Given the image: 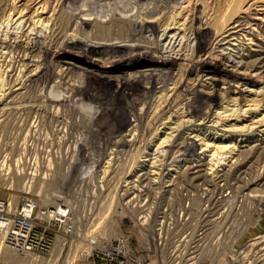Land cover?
Segmentation results:
<instances>
[{
    "label": "bare ground",
    "instance_id": "obj_1",
    "mask_svg": "<svg viewBox=\"0 0 264 264\" xmlns=\"http://www.w3.org/2000/svg\"><path fill=\"white\" fill-rule=\"evenodd\" d=\"M65 1H1L7 25L9 22H17L22 29L19 35L12 37L13 39L7 41L4 46L8 48L9 54L5 53L2 67L6 69L5 73L7 71L8 81L0 87V105L6 106L2 107V109L4 108L2 111L0 108V116L15 114L19 119V122L17 121L18 123L13 125H17L19 133L22 134L18 133L20 137L15 136V141L44 142L49 145H75L78 143L84 146L88 143H114L152 146L160 139L161 132L171 129L170 134L161 139L159 144L169 146L172 151L174 150V153H177V157L174 155L176 159L183 155L175 161L178 162L177 168L172 169L175 171L166 173L169 176L168 179H164L167 188H173L185 179L189 181V178L194 179L193 182L195 180L198 182L199 179L227 182L230 178H245L246 180V177L250 179V176L256 179L263 176L264 173L261 172L262 174L259 175L253 171V165L260 164V162H263L261 167L264 168V159H262L264 157V138L262 137L259 138L260 141L252 145L253 147L243 145L244 147L237 148L236 145H227V149L219 150L223 151L222 153H227L220 157L221 161L220 159L215 161L217 164L220 163V166L217 167L216 165L210 167L209 165L214 162L204 158L205 152L197 151L198 145L203 143L209 145L205 140L210 136L192 133L200 130L201 126H204L208 121L214 120L210 123L213 129L220 127L227 131L234 128L225 127L228 122L221 120L224 117L221 114L218 119L209 120L210 113L205 112V115L200 116L198 123L196 119L188 116L189 113L194 115L187 109V105H194V99L198 98L197 94L195 95L197 90L208 94L215 92L212 89V91H205L203 88V90L197 88L198 82L196 81L201 77L198 72H196L198 76L191 77V80L185 78V74L191 76L196 69L200 68L202 58L198 48H207V42L212 44L216 40L234 44L238 48V58L242 65L264 68V0L247 1L246 7L241 8L240 6L241 9L231 13L228 12V10L230 11L228 7L221 18L213 20L207 12L197 13L199 8L192 7L194 0H181L176 6L174 5L175 10H172L170 14L162 13V8L157 0L153 3L140 1L136 11L134 13L131 11L129 14L130 3L124 0H114L109 9L111 13L103 9L96 10L98 6L93 5L97 4L94 0L84 3L88 6L87 9L77 6L79 0H69L68 7H65ZM95 10L97 11L95 12L96 16L92 19L91 16L83 19L79 15L80 13L94 15ZM119 10L127 11V14L123 15L122 13L121 15L117 12ZM106 13L108 17L99 18L98 15ZM156 13L158 14L157 18L152 19L151 16ZM193 20L196 24H192ZM36 28L42 32L37 34L34 41L29 42L27 39L31 37L30 32L33 34L32 31ZM160 29L163 32L162 36L165 35L169 38L167 46L162 43L161 37L157 36ZM69 30L72 31L70 32L72 35L67 40L64 39L63 42L62 39ZM181 34H183L182 39L185 40L184 44L192 35L196 37L197 44L192 48L191 54L182 59L180 72H177V76L173 74V70L178 64V59L171 55H165V53L176 50V43ZM213 34L214 38L210 41L208 36ZM183 49L184 46L179 51ZM12 51L13 53H11ZM151 52L157 53L156 57L149 56ZM97 55H106V57L104 60H99L102 57L98 58ZM9 56L13 57L12 60L9 58L10 61L7 58ZM91 57L96 59L91 61ZM154 60H160L163 65L169 64L170 66L168 65V69H160L158 72H156L155 66L151 67L150 71H142L138 68L156 62ZM100 61H103L102 64ZM172 77L176 78V81L164 92L163 89ZM50 79L55 82L50 89L52 96L47 95ZM64 87L68 88V95H62L59 92L61 89H58ZM159 91H161L160 96L157 94ZM183 92L188 96L185 94L182 96ZM190 93H192V97ZM161 96L160 101L158 97ZM158 100L159 104H155ZM50 101L56 102V104H50ZM224 102L226 105L223 101L219 102L220 106L222 105L224 108L223 111L230 110L231 112V109L234 108L229 107L231 100ZM164 113L168 115L163 116ZM231 114L233 113L231 112ZM10 117H8L7 123ZM249 119L251 122L249 126L247 125L248 128L243 131V135L264 125V115L259 118L252 116ZM129 125L130 127H128ZM125 128H128L129 132L120 133ZM260 129L258 130L260 131ZM261 130L264 134V128ZM44 132L52 134H50L51 136H42V134L38 137L34 136ZM92 132L100 133V135L94 134L93 136ZM112 133H115L116 136L109 137V134ZM252 134L249 135L252 136ZM226 138L227 135L225 137L223 135L215 136V134L212 136L214 140ZM223 146L217 147H226V145ZM144 153L146 157L140 159L133 169V171L136 170L133 173L134 176L136 175V178L133 179V201L139 199L145 190L144 195L148 196L150 191L157 189V187L149 185L148 189H144L142 188L145 184L143 182L149 183L148 180H152L151 175L154 174L152 167L161 168L160 165L163 164L160 163L157 166L153 164L155 161H151L156 152L145 151ZM173 154L171 159H173ZM228 154L233 155H231V159ZM252 157H254V164L252 162L249 164L248 160H251ZM227 159L230 160L225 162ZM154 177L153 179H155ZM129 182H132V179ZM252 185L251 188L249 186L244 188L249 189V195L261 196L264 194V178L262 182L256 180V183H252ZM3 245L4 242L0 246ZM14 249H16L15 246Z\"/></svg>",
    "mask_w": 264,
    "mask_h": 264
},
{
    "label": "rangeland",
    "instance_id": "obj_2",
    "mask_svg": "<svg viewBox=\"0 0 264 264\" xmlns=\"http://www.w3.org/2000/svg\"><path fill=\"white\" fill-rule=\"evenodd\" d=\"M1 1L4 2L5 0H0V2ZM88 1L90 0H79L77 6H80L82 9H87L88 6L84 3H87ZM94 1H96L97 4L93 5L98 6L96 10L103 9L111 13L109 9L114 0ZM124 1L130 3V11H128V14L131 11L133 13L136 11L140 1H148L152 3L155 2V0ZM157 1L162 8V13L166 12L167 14H170L172 10H175V8H173L174 5L176 6L178 2H181V0H171V2L170 0ZM247 1L251 2L253 0H194L192 7L195 6L193 7L195 9L199 8L197 10V13L199 14H202V11L207 12L213 20L215 18H221L225 12V9H227L228 7L230 9V11L228 10V12L230 13L234 10L236 11L238 9L246 7V5L248 4ZM2 2L0 3V41L2 40L0 42V87L2 84H5V82L8 81L7 71L5 73L4 70L6 69L2 67L5 53L9 54L8 48L4 46L7 41L12 40L14 36L19 35V33L22 32V29H20L21 27L17 24V22H9L8 25L7 20L5 22L6 15L4 13V9H2L1 6ZM68 4L69 0H66L65 7H68ZM96 10L94 11V15L92 13V15H88L86 13H80L79 15L83 17V19L90 18V16L92 19L96 16ZM117 12L121 15L122 13L123 15L127 14V11L119 10ZM98 16L102 19L108 17L107 13L105 15ZM157 16L158 14L156 13L155 15L151 16V18L155 19L157 18ZM194 23L196 24V22L193 20L192 24ZM35 30L32 31L34 32L33 34L29 31L31 36L27 39L29 42L34 41L37 34L39 32H42V30H39V28H36ZM70 32L72 31L69 30L67 34H65L62 39L63 42L72 35ZM162 33V29H160L157 36L161 37L162 43L167 46L169 43V38L165 37V35L162 36ZM182 36L183 34L179 35L178 37L176 50L171 53H165V55H171L178 59V64L174 67L173 70L174 75H177V72H180L179 68L181 66V62L183 61L182 59L188 57L191 54L192 48L197 44V39L194 35H192L185 44V40L182 39ZM213 38L214 34L208 36V39L210 41ZM208 43L209 42H207V48H198L200 50V57L202 58L201 63H204V66L202 67L201 64L200 68L196 69L195 72L191 74V76L190 74H185V78L191 80V77L195 78L198 76L196 74V72H198L201 77L200 80L196 81L198 82L197 88L200 90L205 89V91L213 90V92H215L213 94H208L203 91L200 92L199 90H197L195 95L197 94L198 98L194 99V105H187V109L190 110L194 115H191L189 113L188 116H190V118L193 117V119H196V122L198 123L200 121V116L202 117L203 115H205V112L210 113L209 120H216V118L218 119V116H220L221 114L224 116L223 118L221 117L222 121L226 120L228 123H231H227L225 127L234 128L227 131L222 130L220 127L213 129V127H211L210 125V123L214 121L213 120L208 121L204 126H201L200 130L192 133H199L201 136H210L207 137V140H205L208 141V146L203 143L201 145H198L196 148L199 152H205V159H207L208 161L211 159L212 162L215 163L217 159H220V157L226 155L227 152L222 153L223 151L219 150L227 149V145H236L235 147L237 148L244 147L243 145H247V147H249V145L252 146L256 142L260 141L259 138H264V134L261 130L262 128H264V125L258 127L253 132L247 134L244 133L243 135V131L248 128L251 122L249 119L250 117L255 116V118H259L264 115V68L242 65L238 58V48H236L232 43L230 44L224 40L220 42H217L216 40L215 43L212 44ZM204 45H206V43H204ZM183 46L184 49L179 51ZM11 53H13V51ZM156 54L157 53L155 52H151L149 53V56L156 57ZM49 57L51 58L52 55L50 54ZM96 57H102L99 60H104L106 55H97ZM7 58L8 60L9 58L10 60L13 59V57L11 56ZM91 58V61H94L96 59L94 57ZM8 60L7 62L10 61ZM154 61L156 62L148 63L139 66L138 68H140V70L142 71H150L151 67L155 66L157 68L155 69L156 72L160 71V69H168L167 66L169 64L163 65L162 61L160 60ZM102 62L100 61V64H102ZM53 81L54 80L52 79H50L49 81V88L47 90L48 96H52L50 89L52 87V84L55 83ZM175 81L176 78L172 77L171 79H169L166 85L167 88L165 87V89H163L164 92L168 90V87L173 86V82ZM67 89V87H64L59 88L58 90H60L59 92L62 95H68L69 93H67ZM157 94H159L160 96L161 91H159V93ZM184 94L188 96V94L184 92L182 96H185ZM190 96H193L192 93H190ZM158 98L161 101L162 96ZM159 100L155 104H159ZM230 100L231 102L229 104V107H234L233 110H235L233 111L231 109V112L233 114H231L230 110L223 111L224 108L219 104L220 101H223L224 105H226V102L224 101L229 102ZM49 103H52L54 105L56 104V102L52 101H50ZM0 106L1 111L4 110V108L2 109V107H6L4 105ZM5 115L0 116V119H2L0 122V198H3L5 200L6 198L11 199L13 209L12 211L8 212V216L10 218L16 216L14 211L17 212V210L15 208L22 207L20 205L21 201L24 199V197L27 196L38 201L40 209L38 210L35 208L30 212V216L26 218L31 222L33 229L31 231L30 237L26 238L28 239V241L24 245H22L23 247L14 249L15 245L12 243L10 244L7 241H4V245L0 246V264H120L118 261L112 259L111 257L113 255L115 258H118L119 261L122 259L121 256H117L116 254V247L117 245H119L116 237L119 233H123L130 238L129 248L131 249V257L129 259H127L126 257L124 258L128 264H145V262L149 264H163V253L157 244L155 232L153 230L155 224V214L157 213V211L156 209H154L152 216L148 218L149 215H147V210L145 209L147 204V196L146 194L144 195V193H146V190L142 194L143 197L141 196L139 197V199L133 201V179L136 178V175H133L136 170L133 171V169L135 168L137 163H139L140 159H144L146 157L144 155L145 151H149L152 153L156 152L151 161H155L153 164H156L157 166H159L160 163L163 164L162 166L160 165L161 168H151L152 170H154V174H152L153 176L151 175V183L149 180V183H147V181L143 182L146 185L142 184V188L148 189L149 186H155L157 187V189L158 187H165L166 180L164 181V179L169 178L168 174L166 173L169 171H175L172 170L175 169V167L177 168L178 162L175 161L183 155L182 154L178 156V158L176 159L177 153H174V150L172 151L169 146H162L159 144V141L161 139L170 134V132L172 131L171 129H167L166 132H161L160 139H158L156 143L152 144V146H146L144 144L133 146L128 144L114 143H88L84 144V146L79 145L78 143L75 145H49L44 142L33 143L30 141L24 142L23 140L15 141V136L20 137V135H18L20 130L17 125L13 124L18 123L19 119L15 114V116L9 114L8 116L7 114ZM165 115L168 114L164 113L163 116ZM8 117L10 118L9 122L7 123ZM236 117L238 118L235 119ZM2 121H4L5 123ZM208 125L210 126L208 127ZM128 127H130V125ZM197 127L200 126L197 125ZM127 129L128 128H125L120 133H128L129 130ZM258 129H260V131ZM210 132H212L213 134L211 133L210 135ZM44 133H39V135H37L38 133H34L35 135H33L35 137H38L41 136V134L42 136H51L50 134H52L50 132ZM94 134L98 136L100 135V133L92 132L93 136ZM214 134L215 136L223 135V137L227 135V138L223 140H214L212 139V136H214ZM249 134H252V136H250ZM109 135V137L116 136L115 133ZM249 141L250 143H248ZM210 144L215 145L210 146ZM219 145H226V147L218 148L217 146ZM171 153H174L173 159H171ZM228 155L230 159L233 156L232 154ZM254 157H252L251 160H248L249 164L251 162L252 164H254ZM262 159H264V157ZM229 160L227 159L225 160V162ZM214 163L208 165L210 167H215V165L216 167L220 166V163ZM262 164L263 162L253 165V171L255 174L260 175L261 172L264 173V168L261 167ZM246 166H248V164ZM12 171L13 174H11ZM209 171L212 170L209 169ZM137 172H139L138 169ZM153 177L156 180L153 179ZM246 178L248 179L249 177ZM257 178L258 179L254 178L253 176H250V179L248 180H245V178H230V180H228L227 182L225 181L224 183L232 182L236 185L238 183V185L243 188L244 192L249 195V189L244 188L248 186L249 188L253 187L252 183L255 184L256 180L262 182L264 174L262 177L259 176ZM131 179L132 182H129ZM192 180L194 179L189 178V181L185 179L184 181L177 183V185L175 186L193 185L197 181L195 180L193 182ZM242 180L245 181L242 183ZM187 182H191L192 184H188ZM154 191L155 189L152 190V193ZM143 200L144 203H142ZM248 200L256 204H264V201H260V197L257 196L251 195L249 196ZM57 204H61L62 208L67 209L66 215H69V217L66 219V221L68 222V224L54 219L49 222L44 218L46 216L43 215L44 213L42 212L50 209L49 207ZM260 231H264V218L257 226L251 227L241 237L238 245L242 244L248 237ZM2 244L3 243H0V245Z\"/></svg>",
    "mask_w": 264,
    "mask_h": 264
},
{
    "label": "built area",
    "instance_id": "obj_3",
    "mask_svg": "<svg viewBox=\"0 0 264 264\" xmlns=\"http://www.w3.org/2000/svg\"><path fill=\"white\" fill-rule=\"evenodd\" d=\"M200 180L193 186H162L146 197L148 218L157 211L153 230L163 264H264V231L238 245L241 237L263 220L264 204L248 200L251 195L234 183ZM257 197L264 201V194ZM20 205L15 208L16 216L10 218L12 201L0 198V243L7 241L16 249L23 247L33 229L26 218L35 208L40 209L39 202L29 196ZM49 208L42 212L45 219L68 224L66 208L61 204ZM116 239V254L122 259L111 257L128 264L124 258L131 257L130 238L119 233Z\"/></svg>",
    "mask_w": 264,
    "mask_h": 264
}]
</instances>
